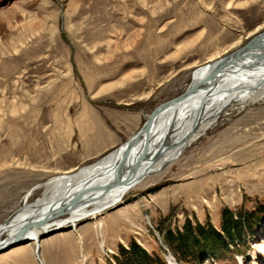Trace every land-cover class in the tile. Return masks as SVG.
I'll return each instance as SVG.
<instances>
[{
  "label": "rangeland",
  "instance_id": "rangeland-1",
  "mask_svg": "<svg viewBox=\"0 0 264 264\" xmlns=\"http://www.w3.org/2000/svg\"><path fill=\"white\" fill-rule=\"evenodd\" d=\"M263 31L264 0H0V225ZM234 106L116 206L0 264H136L135 247L144 264H264V102ZM226 215L241 233L197 255L187 226L223 234Z\"/></svg>",
  "mask_w": 264,
  "mask_h": 264
},
{
  "label": "bare ground",
  "instance_id": "bare-ground-1",
  "mask_svg": "<svg viewBox=\"0 0 264 264\" xmlns=\"http://www.w3.org/2000/svg\"><path fill=\"white\" fill-rule=\"evenodd\" d=\"M250 43L244 57L236 60L234 55ZM210 74L215 76L207 84ZM190 87L197 90L182 101L156 108L159 112L152 128L138 143L128 139L102 159L57 173L31 189L22 207L0 225V245L21 234L24 241L17 246H39L44 232L95 220L146 177L178 158L233 109L234 103L243 108L264 102V31L238 50L196 69L183 94ZM38 190L40 197L31 203L32 194ZM28 224L34 226L23 232ZM168 263L178 264L172 258Z\"/></svg>",
  "mask_w": 264,
  "mask_h": 264
},
{
  "label": "trees",
  "instance_id": "trees-1",
  "mask_svg": "<svg viewBox=\"0 0 264 264\" xmlns=\"http://www.w3.org/2000/svg\"><path fill=\"white\" fill-rule=\"evenodd\" d=\"M241 223H242L241 220L239 222L235 223L231 217L226 215L225 219L223 220V224H222L223 234H220L221 232L219 233L216 230H212L211 233L205 234L204 230L199 226V227H197V232L201 236L196 238L194 236V234L191 233L192 232L191 228L189 226H187L185 237L188 238V241H193V242L196 241V247L195 248L197 251L196 254L198 255L199 252L204 251L205 249H207L208 247H211L214 244L215 245H217L219 243L223 244L224 241L226 240V238H229V239L233 238L234 233L240 234L242 231ZM210 234L213 236L212 239H211ZM171 237H173V236H169V238H171ZM181 238H182V236H181ZM211 241H212V243H211ZM183 242H184V240H183ZM208 243H211V244H208ZM131 253H132V255L137 256L136 264H144V263L149 262L150 258L147 256L146 253H144V251H142L138 247L133 248Z\"/></svg>",
  "mask_w": 264,
  "mask_h": 264
},
{
  "label": "water",
  "instance_id": "water-1",
  "mask_svg": "<svg viewBox=\"0 0 264 264\" xmlns=\"http://www.w3.org/2000/svg\"><path fill=\"white\" fill-rule=\"evenodd\" d=\"M252 43V42H251ZM251 43L248 45L247 49L244 48L240 51H238V53H236L234 55V58L236 60H240L244 57V54L247 52V50L250 48ZM233 63V61L231 62V64ZM214 74H210L207 77V80L205 81L207 84H209L213 79H214ZM197 89L194 87H190L186 94H182L180 96H178L177 98L173 99L170 101V103H178L180 101H182L186 96L192 94L193 92H195ZM158 110H154L152 111L146 118V121L144 122V124L140 127V129L129 138L130 141H133L134 143H138V141L140 140V138L142 137L143 134L148 133L150 131V129L152 128L154 121L156 120L157 114H158ZM127 142V141H126ZM125 142V143H126ZM128 149L126 150V153H128ZM32 226H34L33 224H28L25 225L23 228V232H27ZM24 241L23 237L21 236V234L16 235L14 238L9 239L8 241H4V243H2L0 245V253L6 252L10 249H12L13 247L17 246L18 244L22 243Z\"/></svg>",
  "mask_w": 264,
  "mask_h": 264
},
{
  "label": "crops",
  "instance_id": "crops-1",
  "mask_svg": "<svg viewBox=\"0 0 264 264\" xmlns=\"http://www.w3.org/2000/svg\"><path fill=\"white\" fill-rule=\"evenodd\" d=\"M104 148H106V147H100V146H99V148H98V151H97V152L99 153V151L103 150ZM94 153H95V152H94ZM96 154H97V153H95V155H96ZM92 155H93V154H92Z\"/></svg>",
  "mask_w": 264,
  "mask_h": 264
}]
</instances>
